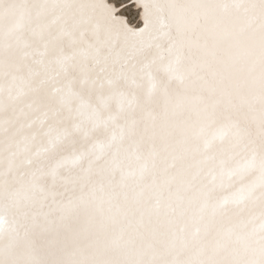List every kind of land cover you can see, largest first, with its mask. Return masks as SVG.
<instances>
[{
  "label": "snow or ice",
  "instance_id": "obj_1",
  "mask_svg": "<svg viewBox=\"0 0 264 264\" xmlns=\"http://www.w3.org/2000/svg\"><path fill=\"white\" fill-rule=\"evenodd\" d=\"M0 264H264V0H0Z\"/></svg>",
  "mask_w": 264,
  "mask_h": 264
}]
</instances>
